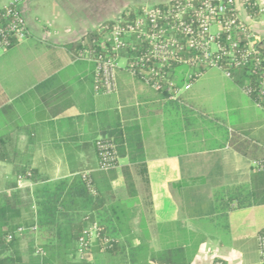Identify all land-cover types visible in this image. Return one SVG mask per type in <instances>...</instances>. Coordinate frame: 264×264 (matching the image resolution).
Segmentation results:
<instances>
[{
    "label": "crops",
    "instance_id": "crops-1",
    "mask_svg": "<svg viewBox=\"0 0 264 264\" xmlns=\"http://www.w3.org/2000/svg\"><path fill=\"white\" fill-rule=\"evenodd\" d=\"M13 1L0 0V9ZM131 1L19 3L30 34L0 52V147L16 151L23 166L40 176H16L13 163L0 162V195L18 193L21 222L37 223L38 202L47 191L66 192L86 175L107 206L129 213V229L121 234L122 241L132 242L126 255L147 250L146 262L153 264H162L151 261L154 256L172 264H256L264 205L231 210L227 223L215 200L216 190L250 185L254 174L264 172L252 164L264 159V111L240 82L212 70L178 103L119 69L117 92L98 94L95 64L66 45L118 19L137 4ZM255 1L264 7V0ZM261 17L256 26L264 39V13ZM115 119L139 125L145 161L121 158L118 168L100 171L96 142ZM235 138L250 141L257 157L236 150ZM31 241L32 234L22 243L24 258L42 261L45 253L31 252L36 247ZM105 254L93 250L86 260L95 264Z\"/></svg>",
    "mask_w": 264,
    "mask_h": 264
},
{
    "label": "built area",
    "instance_id": "built-area-1",
    "mask_svg": "<svg viewBox=\"0 0 264 264\" xmlns=\"http://www.w3.org/2000/svg\"><path fill=\"white\" fill-rule=\"evenodd\" d=\"M23 0L6 6L0 21V52L26 40L30 34L19 8ZM134 20L107 25V46L101 51L84 49L77 57L95 64L98 94L118 90L117 71L124 69L162 94L166 100L184 103L185 95L210 71L239 81L242 91L264 111V39L257 29L264 7L255 0H143ZM99 170L119 167L116 144L99 137L96 142ZM264 171V159L253 160ZM91 192L98 191L92 180ZM19 228V232L24 231ZM100 236L97 223L83 231L77 255L83 259ZM9 240L12 239L10 235ZM105 244L111 239L105 238ZM264 264V228L258 236ZM213 264H223L215 261Z\"/></svg>",
    "mask_w": 264,
    "mask_h": 264
},
{
    "label": "trees",
    "instance_id": "trees-1",
    "mask_svg": "<svg viewBox=\"0 0 264 264\" xmlns=\"http://www.w3.org/2000/svg\"><path fill=\"white\" fill-rule=\"evenodd\" d=\"M5 10L6 7L0 9V21L3 19ZM141 12V5L128 8L118 19L108 20L90 33L88 39L73 41L66 45L75 54L84 49L101 51L107 46L108 30L105 26L134 20ZM102 134L116 144L120 158H128L132 164L145 161L141 129L135 122H122L115 119L103 127ZM231 145L243 154L257 157V148L248 140L235 138ZM21 158L22 156L16 151L10 154L0 147V162L13 163L16 176L37 180L40 176L39 171L30 166H23L24 161ZM127 183L129 186L133 185L128 175ZM96 189L98 193L94 195L88 179L81 175L75 178L66 192L63 187L58 192L47 191L44 195L45 200L42 203L38 202L39 220L32 224H23L20 220L21 199L18 193L1 194L0 264H91L86 260L87 258H79L77 250L83 231L95 222L100 229V236L90 251L97 250L112 256L124 252L126 245L132 243L128 237L124 241L121 239V234L129 229V213L118 205L107 206L97 187ZM215 200L217 211L225 222L228 221V213L231 210L264 205V172L254 174L250 185L216 190ZM20 227L25 228L23 232H19ZM30 234L33 238L32 245L36 244V247L30 250L35 253L36 248L44 252L42 261L34 258L26 259L22 254V243ZM10 235L11 240L8 239ZM105 238L111 239V242L105 244ZM133 260L136 261V258L134 257ZM151 261L172 264L164 256H154Z\"/></svg>",
    "mask_w": 264,
    "mask_h": 264
},
{
    "label": "rangeland",
    "instance_id": "rangeland-1",
    "mask_svg": "<svg viewBox=\"0 0 264 264\" xmlns=\"http://www.w3.org/2000/svg\"><path fill=\"white\" fill-rule=\"evenodd\" d=\"M126 3L127 2H130V0H125ZM133 1H136V0H133ZM131 1V3L133 2ZM138 0L135 2L137 4H135L133 7H139V4L138 5ZM262 17H259L258 21L261 20ZM237 115V114H235ZM90 252L87 253L86 257L83 258V259H86L88 258V255H89ZM134 253V254H133ZM131 252L129 251L128 254L126 255V253H120L116 256H112L110 254H105V258L102 259V256L98 257V260L95 261V264H145L146 263V259H147V250H144V251H138V252ZM136 258L138 261L136 263H134V260L133 258Z\"/></svg>",
    "mask_w": 264,
    "mask_h": 264
}]
</instances>
